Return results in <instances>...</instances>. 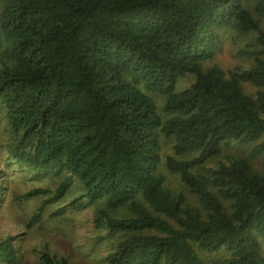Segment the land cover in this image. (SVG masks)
<instances>
[{
  "label": "trees",
  "instance_id": "16d2710c",
  "mask_svg": "<svg viewBox=\"0 0 264 264\" xmlns=\"http://www.w3.org/2000/svg\"><path fill=\"white\" fill-rule=\"evenodd\" d=\"M263 18L264 0H0L5 166L63 178L25 198L58 201L80 185L96 226L116 238L109 264H206L200 254L217 253L227 257L214 264H264V167L251 162L264 159ZM223 29L257 34L250 68L204 66ZM233 143L253 145L249 157L207 167ZM164 170L196 202L168 188ZM9 175L0 164V196ZM0 263H19L13 245L0 244Z\"/></svg>",
  "mask_w": 264,
  "mask_h": 264
},
{
  "label": "rangeland",
  "instance_id": "374dc122",
  "mask_svg": "<svg viewBox=\"0 0 264 264\" xmlns=\"http://www.w3.org/2000/svg\"><path fill=\"white\" fill-rule=\"evenodd\" d=\"M264 26V18L262 19ZM218 47L215 57L204 64L205 67L220 66L226 71L236 68L248 69L252 59L246 55L252 51L257 38L256 33L241 35L233 29H223L217 32ZM194 82L193 77L182 79L178 90L189 88ZM245 90L254 96L257 89L245 85ZM162 100L158 99L160 106ZM9 134L6 121L0 119V164L8 174L5 182V192L0 196V244L13 245L19 256L18 264H43L42 254L49 253L57 258H64L68 264H109L107 258L114 251L115 236L95 223L96 206H87L80 185L76 184L61 200L53 201V196H25L37 189L54 192L63 178L55 175H39L28 168H20L17 164L6 167ZM253 145L245 146L233 143L226 147L220 159L207 167L217 165L228 157H249ZM162 154L164 158L174 156L173 142L164 141ZM254 168L261 171L264 167L263 157L251 160ZM166 185L175 193H183L190 202H196L195 197L181 183L180 179L164 170ZM49 202L43 212L42 220L29 227L39 209ZM264 255V240H262ZM206 264H214L225 259L224 253L213 255L200 254ZM1 264V263H0Z\"/></svg>",
  "mask_w": 264,
  "mask_h": 264
}]
</instances>
